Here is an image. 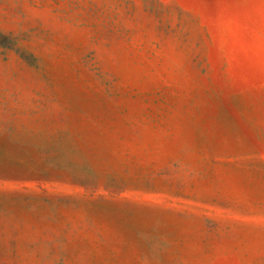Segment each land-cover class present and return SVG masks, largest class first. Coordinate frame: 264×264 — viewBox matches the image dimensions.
<instances>
[{
	"label": "rangeland",
	"instance_id": "374dc122",
	"mask_svg": "<svg viewBox=\"0 0 264 264\" xmlns=\"http://www.w3.org/2000/svg\"><path fill=\"white\" fill-rule=\"evenodd\" d=\"M0 264H264V0H0Z\"/></svg>",
	"mask_w": 264,
	"mask_h": 264
}]
</instances>
